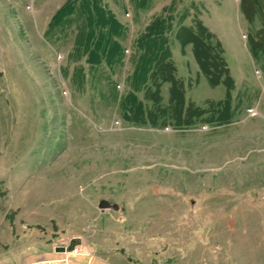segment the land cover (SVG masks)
I'll use <instances>...</instances> for the list:
<instances>
[{
	"label": "rangeland",
	"instance_id": "obj_1",
	"mask_svg": "<svg viewBox=\"0 0 264 264\" xmlns=\"http://www.w3.org/2000/svg\"><path fill=\"white\" fill-rule=\"evenodd\" d=\"M67 1L0 0V264H264V74L241 0H95L123 28V53L93 70L72 54L77 19L47 32ZM169 5L184 102L204 114L186 126L127 122L133 40ZM182 15L222 44L228 112L214 106L224 87H209L174 38Z\"/></svg>",
	"mask_w": 264,
	"mask_h": 264
},
{
	"label": "trees",
	"instance_id": "obj_2",
	"mask_svg": "<svg viewBox=\"0 0 264 264\" xmlns=\"http://www.w3.org/2000/svg\"><path fill=\"white\" fill-rule=\"evenodd\" d=\"M96 5L95 0H68L55 12L47 27V32L53 34L56 28L66 29L77 19L72 54H77L76 60L83 59L89 70L101 66L112 67L121 61L123 53L116 40L123 36V28L116 23L114 26L109 16L104 19L105 14L102 15ZM172 8V5L162 8L161 14L155 15L133 40L135 62L125 82L127 90L119 101L122 118L127 122L156 125L159 120L162 125L186 126L204 114L202 109L191 103L185 105L183 81L175 75L166 38L173 25V17L166 12H171ZM239 10L247 25L258 23L256 29L247 33L246 45L252 59L260 62L264 74V0H241ZM184 18L182 15L176 19L174 37L181 46H191L198 71L207 85L212 88L218 85L224 87L222 103L217 102L214 106L221 104L223 112H228L233 80L223 57L221 43L200 19L193 18L191 25L185 26L182 24ZM163 83L169 85L165 106L161 105L160 95ZM137 93H142V100L137 98ZM225 116L216 117L217 120H225L228 118Z\"/></svg>",
	"mask_w": 264,
	"mask_h": 264
},
{
	"label": "water",
	"instance_id": "obj_3",
	"mask_svg": "<svg viewBox=\"0 0 264 264\" xmlns=\"http://www.w3.org/2000/svg\"><path fill=\"white\" fill-rule=\"evenodd\" d=\"M97 208L99 209H107V208H111L112 210H117V206L112 204V205H109L106 201L104 200H100L97 204ZM65 247H55L54 250L56 251H64Z\"/></svg>",
	"mask_w": 264,
	"mask_h": 264
},
{
	"label": "crops",
	"instance_id": "obj_4",
	"mask_svg": "<svg viewBox=\"0 0 264 264\" xmlns=\"http://www.w3.org/2000/svg\"><path fill=\"white\" fill-rule=\"evenodd\" d=\"M162 8H164L163 6L160 8V10L159 11H157V14H155V13H153L152 15H158L159 14V12L162 10ZM143 28L142 29H144L145 28V26H142ZM175 28H176V25H175ZM142 32V31H141ZM170 32V31H169ZM168 32V33H169ZM174 32H175V30H174ZM168 33L166 34V38H167V43H168V48H169V52H170V57H171V60H172V56H171V51H170V47H169V41H168ZM175 38V37H174ZM176 40V39H175ZM177 41V40H176ZM178 42V41H177ZM178 44H179V42H178ZM180 45V44H179ZM187 45H189V44H187ZM181 46V45H180ZM184 46H186V45H184ZM184 46H181V49H182V47H184ZM221 46H222V44H221ZM191 47V46H190ZM222 49H223V47H222ZM172 62H173V60H172ZM173 64H174V62H173ZM175 66V65H174ZM175 75H176V68H175ZM179 79H181V78H179ZM182 80V79H181ZM163 84H165V83H163ZM162 84V85H163ZM166 84H168V83H166ZM161 85V86H162ZM183 86H184V84H183ZM168 87H169V85H168ZM161 88V87H160ZM138 94V93H137ZM161 95V94H160ZM162 98V97H161ZM167 99H168V89H167ZM167 103V102H166Z\"/></svg>",
	"mask_w": 264,
	"mask_h": 264
},
{
	"label": "bare ground",
	"instance_id": "obj_5",
	"mask_svg": "<svg viewBox=\"0 0 264 264\" xmlns=\"http://www.w3.org/2000/svg\"><path fill=\"white\" fill-rule=\"evenodd\" d=\"M76 248V247H75ZM65 250H66V248H65ZM66 252H67V250H66ZM69 253V252H68ZM71 253V252H70Z\"/></svg>",
	"mask_w": 264,
	"mask_h": 264
}]
</instances>
